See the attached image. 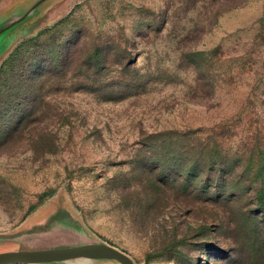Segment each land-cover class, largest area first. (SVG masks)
Segmentation results:
<instances>
[{
    "label": "rangeland",
    "instance_id": "rangeland-1",
    "mask_svg": "<svg viewBox=\"0 0 264 264\" xmlns=\"http://www.w3.org/2000/svg\"><path fill=\"white\" fill-rule=\"evenodd\" d=\"M89 242L264 264V0H50L0 42V252Z\"/></svg>",
    "mask_w": 264,
    "mask_h": 264
},
{
    "label": "water",
    "instance_id": "water-1",
    "mask_svg": "<svg viewBox=\"0 0 264 264\" xmlns=\"http://www.w3.org/2000/svg\"><path fill=\"white\" fill-rule=\"evenodd\" d=\"M49 1L38 0L17 18L7 23H0V42L9 38L20 26L35 17L39 9ZM86 261H90V264L102 262L137 264L129 254L106 242H89L44 250L19 248L0 252V264H75Z\"/></svg>",
    "mask_w": 264,
    "mask_h": 264
},
{
    "label": "trees",
    "instance_id": "trees-1",
    "mask_svg": "<svg viewBox=\"0 0 264 264\" xmlns=\"http://www.w3.org/2000/svg\"><path fill=\"white\" fill-rule=\"evenodd\" d=\"M99 59H100V53L98 52V50H97V52H95L94 53V55H92L90 58H89V60H88V62H87V65L90 67V68H92L93 69V71H96V75L95 76H97V75H99V74H101L103 71H104V69L106 68V67H99L100 65H98L99 64ZM130 67H129V65H125V68H123V71H127V72H129L130 71ZM94 87V86H93ZM107 86H104V87H102V88H106ZM92 90H94V88H92ZM116 97H113V98H108V100H114Z\"/></svg>",
    "mask_w": 264,
    "mask_h": 264
},
{
    "label": "bare ground",
    "instance_id": "bare-ground-1",
    "mask_svg": "<svg viewBox=\"0 0 264 264\" xmlns=\"http://www.w3.org/2000/svg\"><path fill=\"white\" fill-rule=\"evenodd\" d=\"M75 264H90V261H86V262H78V263H75Z\"/></svg>",
    "mask_w": 264,
    "mask_h": 264
}]
</instances>
